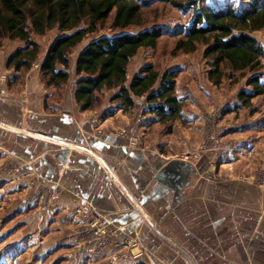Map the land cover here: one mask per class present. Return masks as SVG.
Masks as SVG:
<instances>
[{
    "label": "crops",
    "instance_id": "0c3cea01",
    "mask_svg": "<svg viewBox=\"0 0 264 264\" xmlns=\"http://www.w3.org/2000/svg\"><path fill=\"white\" fill-rule=\"evenodd\" d=\"M45 37L35 36L44 51L23 83L0 86V154L6 153L20 171L17 183L40 187L34 190L41 191L38 198L58 195L54 209L43 213L69 216L76 206H93L119 229L118 240L135 238L144 252L139 259L114 264H264V192L255 184V174L222 181L205 175L231 148H217L192 161L184 156L192 149L186 142L180 148H163L164 137L158 134L151 143L141 138L132 146L119 132L134 123V110L111 101L109 92L94 110L82 111L76 101V60L87 44L71 56L67 84L57 89L43 83L40 67L52 43L44 46ZM23 46L4 42L0 76L11 74L6 60ZM146 63L141 55L134 57L129 82ZM179 85L183 110L175 126L181 127L193 105L180 94ZM232 149L237 161L248 159L264 168V148ZM228 164L221 162V174L224 166L234 165ZM33 195L30 202L38 199ZM67 237L56 235L55 244L70 247L66 253L72 264H111L112 245L101 254H88L94 243L84 244L79 229Z\"/></svg>",
    "mask_w": 264,
    "mask_h": 264
},
{
    "label": "trees",
    "instance_id": "16d2710c",
    "mask_svg": "<svg viewBox=\"0 0 264 264\" xmlns=\"http://www.w3.org/2000/svg\"><path fill=\"white\" fill-rule=\"evenodd\" d=\"M247 1L241 10L232 3L197 9L192 25L181 32L175 46V51L190 54L204 45V57L210 60L208 78L216 85L225 77H247L246 87L251 90H242L238 96L243 108L264 94V46L253 35L264 30V0ZM157 2L181 10L196 8L195 0H0V49L6 40L24 44L6 60L11 72L6 74L8 85L23 83L40 58L42 46L35 36L57 29L58 37L47 49L40 69L47 87L62 88L70 80L74 50L113 15L110 28L121 33L96 37L78 54L75 98L81 110L95 109L113 92L111 101L121 102L124 109L134 107L135 97L146 96V114L164 123L177 120L183 110L177 96L179 69L162 72L156 64H145L130 82L128 78V67L138 52L144 48L156 53L166 31L162 27L138 33L123 31L140 25L142 9Z\"/></svg>",
    "mask_w": 264,
    "mask_h": 264
},
{
    "label": "rangeland",
    "instance_id": "374dc122",
    "mask_svg": "<svg viewBox=\"0 0 264 264\" xmlns=\"http://www.w3.org/2000/svg\"><path fill=\"white\" fill-rule=\"evenodd\" d=\"M178 1L187 3L191 0ZM195 2L196 8L189 10H181L165 2L152 4L142 9L143 21L140 25L123 31L138 33L154 27H162L166 31L164 37L159 41L156 53L153 49L143 48L137 55H141L143 60L147 62L146 64H156V67L162 72L173 68L179 69L177 88L180 81V94L189 97L191 99L190 105H193L190 107L191 115L188 117L189 121L180 127V125L175 126L176 120L164 123L158 117L154 119V115L146 114L149 106L146 96L135 97V101L143 99V102H141L145 106L142 111L136 106L135 102L134 107L130 109L135 111L134 119L137 118L136 115L142 114L143 116L142 127L137 132V134L139 133L138 143L141 138H147L148 143H151V140H154V136L158 134L160 137H164L163 148H180L181 145L186 146L188 144L189 148L192 149L189 154H184V156L187 157L186 159L191 158L192 161L200 160L206 152L211 154L212 150L221 147L264 148V94L254 98L249 107H239L241 106L238 100L240 92L242 90H251V88L246 87L247 77H238L237 80L225 77L221 84L216 85L208 78L210 60L204 57V45H198V49L190 54L175 51L177 41L182 38L181 32H185L190 28L197 9H202L209 5L221 7L232 3L238 10H241L248 1L195 0ZM112 18L113 15L105 23L104 27L100 28L95 34L89 35L74 50L72 55H75L80 48L85 46L84 44H88L96 37L113 36L121 33L119 30L113 31L110 28ZM253 35L264 46V30L253 32ZM45 36H42L46 38L44 46L58 37V31L53 29ZM43 51L44 47L42 46ZM6 84L7 81L3 82L0 76V86ZM183 89L184 91L181 92ZM109 93L110 96L108 98L111 99L113 92ZM199 100H204V102L202 101L200 104ZM197 111L199 113H195ZM101 118L102 116L99 115L95 118V122L99 123ZM133 124L120 131L128 132ZM213 135L218 138L219 143L216 144V141L212 139ZM142 143L145 142L143 141ZM228 153L224 159L223 155H219L217 168L207 172L216 176V178L210 180L222 181L227 177L247 180L255 174L254 179H252L255 180V184L260 190L264 192V189L259 186V179L262 177L264 168L257 164L252 165L253 163H249L248 159L237 161L236 151ZM5 155L2 156L0 154V264H72L70 261L72 258H69V253H66L70 247L68 245L56 247L55 241L58 240L56 238L58 234L61 235L60 239L67 236L69 238L72 232L77 233L78 229L82 230L85 227L87 220L77 213L80 205L75 207L74 216H67L65 213L45 215L43 210L48 212V210L52 211L54 209V204L58 198H56L57 194H51L48 199L43 195L38 198V194L41 191L36 192L34 190H39L40 187L32 186V188H26L25 185L17 183L20 182L19 178L21 177L18 176V174L21 175L20 171L17 172L15 170L14 161L6 158ZM198 155H201V157H198ZM221 162L234 163V165L224 166L223 168L225 169H223L224 171L221 174L219 171L222 168L220 166ZM31 183L34 184L33 179H31ZM30 192L31 197L34 196L33 193L37 195L36 198L38 199L34 202L29 201ZM81 237L80 241L82 242ZM110 245L114 247L115 252L117 251L112 253L110 257L111 264L119 263L125 259H132L131 257L124 258L122 256V253L129 249L124 250L122 246L112 243ZM107 248L108 246L94 252L87 250L86 253L101 254ZM65 253L67 257H65ZM116 258L119 259L116 260Z\"/></svg>",
    "mask_w": 264,
    "mask_h": 264
},
{
    "label": "built area",
    "instance_id": "2783aa9c",
    "mask_svg": "<svg viewBox=\"0 0 264 264\" xmlns=\"http://www.w3.org/2000/svg\"><path fill=\"white\" fill-rule=\"evenodd\" d=\"M7 78L8 77L6 74L1 75V80L3 82L7 81ZM141 101L143 102V99H138L135 102H136V106H138V108H140L143 111L145 106L144 104H142ZM136 116L137 118L135 119L132 128H130L128 132L126 131L119 132V134L122 137H126L127 139L129 138L130 144L132 146H136L138 144L139 133L137 134V132L142 127V122H143L142 114ZM212 139L216 141V144L219 143L218 138L215 135L212 136ZM227 152L232 153L234 152V149L232 148L227 149ZM198 157H201V155H198ZM206 177L209 179L216 178V176L210 173H207ZM259 181H260L259 186H261L264 189V172H262V177L259 179ZM57 197L58 195L56 196V198ZM77 213L83 216L87 220V224H85V227L82 230L79 229V233L80 235H84L82 236L84 244H87V242L94 243V246L88 248L90 252H94L95 250L96 251L102 250L112 243V244H116L117 246H122L124 250L129 249L126 250L124 253H122V256L124 258L131 257L132 259H138L142 257L143 251L140 248L141 247L140 242L132 237H127L124 240H118L116 236L119 229L116 226L112 225L109 219L103 216L93 206L89 204H81L80 207L77 209ZM118 259L119 258H116V260Z\"/></svg>",
    "mask_w": 264,
    "mask_h": 264
},
{
    "label": "water",
    "instance_id": "95a60500",
    "mask_svg": "<svg viewBox=\"0 0 264 264\" xmlns=\"http://www.w3.org/2000/svg\"><path fill=\"white\" fill-rule=\"evenodd\" d=\"M162 175H163V174H162ZM175 186H177V188H176V189H178V187H180V186H179V184H178V185H175Z\"/></svg>",
    "mask_w": 264,
    "mask_h": 264
}]
</instances>
